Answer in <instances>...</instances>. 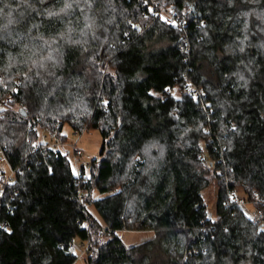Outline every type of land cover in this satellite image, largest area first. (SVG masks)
Segmentation results:
<instances>
[{
  "label": "trees",
  "instance_id": "16d2710c",
  "mask_svg": "<svg viewBox=\"0 0 264 264\" xmlns=\"http://www.w3.org/2000/svg\"><path fill=\"white\" fill-rule=\"evenodd\" d=\"M9 95L0 147L17 171L0 264H73L76 239L95 240L88 264H264V226L228 196L264 200V0H0ZM66 124L103 136L81 176L68 151L33 149L42 130L66 139ZM121 229L154 234L127 245Z\"/></svg>",
  "mask_w": 264,
  "mask_h": 264
},
{
  "label": "built area",
  "instance_id": "2783aa9c",
  "mask_svg": "<svg viewBox=\"0 0 264 264\" xmlns=\"http://www.w3.org/2000/svg\"><path fill=\"white\" fill-rule=\"evenodd\" d=\"M154 6V12L158 15L166 19L168 22L172 23L177 27H182L185 25V15L179 16L175 8L171 5H161L160 3H156ZM183 88L186 92H194L196 96L204 97L205 92L204 89L200 86H197L193 81L186 80L184 82ZM178 88L172 87L168 88L166 91L169 93H177ZM12 99V96L9 95L6 98L0 100V111L6 107L8 101ZM206 130H210L209 127H206ZM2 147V146H1ZM0 147V205L3 204L2 197L4 195L5 187L8 183L12 182L17 168L13 167L8 160V157L4 151ZM34 150H56L61 149L63 151L70 152L71 150L75 156L76 168L75 172L81 176L82 167H88L90 165L91 157L84 154V151L77 146L76 142H70L67 138H63V136L57 132H50L46 130H42L39 133L38 139L33 144ZM255 198H251V196L244 190L243 195H240L238 192V188H229L228 196L230 203H236L237 205L243 207L246 214L249 218H251L254 222L260 223L264 226V209H262L259 205L264 204V200L261 199L258 193ZM88 190L85 187L79 188V200L84 203L87 200ZM208 208V203H204ZM9 208H12L10 204H8ZM0 228L3 230H9L10 223L7 218H0ZM100 236H110L112 235L111 231L106 225H102L99 230ZM95 240H82L76 239L70 243V249L74 250L77 253V258H84V255L91 250L92 245Z\"/></svg>",
  "mask_w": 264,
  "mask_h": 264
},
{
  "label": "rangeland",
  "instance_id": "374dc122",
  "mask_svg": "<svg viewBox=\"0 0 264 264\" xmlns=\"http://www.w3.org/2000/svg\"><path fill=\"white\" fill-rule=\"evenodd\" d=\"M105 57H106L105 54H102L101 63L104 62ZM63 131L64 133L67 134V140L70 142H76L77 146L84 151L85 155H88L91 158L99 156L103 142V136L99 129L91 128L89 130H84L83 132L79 133L75 131L70 125L66 124L64 125ZM69 158L71 161L72 168L75 170L76 162L72 150L69 152ZM236 188H238V192L240 193V195H243L244 189L242 187H236ZM94 195L98 196L100 195V193L97 190H95ZM206 202L208 203L209 206L208 208L213 212H215V203H216L215 186H212L207 190ZM117 234L123 239L124 243H126L127 245H131L141 242L149 237H152L154 232L150 230L121 229L117 231ZM73 264H88V263L85 261L83 257H81V258H77Z\"/></svg>",
  "mask_w": 264,
  "mask_h": 264
},
{
  "label": "water",
  "instance_id": "95a60500",
  "mask_svg": "<svg viewBox=\"0 0 264 264\" xmlns=\"http://www.w3.org/2000/svg\"><path fill=\"white\" fill-rule=\"evenodd\" d=\"M21 111H22V113L24 114V115H27V112L26 111H24V109L23 108H21ZM262 226V225H261Z\"/></svg>",
  "mask_w": 264,
  "mask_h": 264
},
{
  "label": "bare ground",
  "instance_id": "6f19581e",
  "mask_svg": "<svg viewBox=\"0 0 264 264\" xmlns=\"http://www.w3.org/2000/svg\"><path fill=\"white\" fill-rule=\"evenodd\" d=\"M6 150V149H5Z\"/></svg>",
  "mask_w": 264,
  "mask_h": 264
}]
</instances>
